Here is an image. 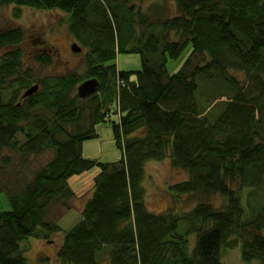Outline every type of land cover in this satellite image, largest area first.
Instances as JSON below:
<instances>
[{
  "label": "trees",
  "instance_id": "1",
  "mask_svg": "<svg viewBox=\"0 0 264 264\" xmlns=\"http://www.w3.org/2000/svg\"><path fill=\"white\" fill-rule=\"evenodd\" d=\"M141 1L0 0L66 11L70 32L88 48L86 76L37 81L24 68L22 49L10 47L24 39L22 28L0 32V173L11 174L0 178V191L12 203L0 210V264H32L20 242L61 229L51 214L70 207L69 177L96 164L93 195L63 237V264H102L104 250L111 264H228L222 247L237 239L244 260L264 264V196L252 201L264 186V0H173L171 9L168 0L148 8ZM189 42L190 56L170 72L168 59ZM126 51L141 53L135 79L110 62ZM196 55L205 62H195ZM38 58L52 61L48 53ZM229 68L244 70L249 84ZM205 73L231 91L203 101L198 77ZM87 76L100 85L81 97L74 90ZM36 82L39 89L22 97ZM99 120L113 123L122 148L117 161L83 155V141L98 135ZM46 150L52 158L30 177L29 157ZM168 155L189 172L170 186L178 197L197 199L189 211L148 208L146 162ZM215 193L223 206L210 201Z\"/></svg>",
  "mask_w": 264,
  "mask_h": 264
},
{
  "label": "rangeland",
  "instance_id": "2",
  "mask_svg": "<svg viewBox=\"0 0 264 264\" xmlns=\"http://www.w3.org/2000/svg\"><path fill=\"white\" fill-rule=\"evenodd\" d=\"M153 2H156V0H142L141 4L144 8H148ZM172 6L174 7V1L168 0L167 8L171 9ZM66 16L67 12L59 8L43 9L16 3L0 5V32L13 27L22 28L24 39L20 43L10 45V47H20L22 49L24 68L32 72L37 81L44 76L68 75L72 72L78 74V76H86L88 71L86 59L88 48L79 43L82 46L81 50L74 49L73 43L77 39H75L68 28ZM192 51L193 43L189 42L178 57L169 58L167 62L169 71L176 72L180 70ZM41 53L50 54L52 61L49 63L41 61L38 58V55ZM193 59L195 62H205L202 55H196ZM110 62L116 63L120 69L132 70L130 77L131 79H135L137 76L136 70L142 66V57L138 51H126L119 53ZM213 74L215 73L213 72ZM228 74L239 78L242 84L246 82V72L244 70L229 68ZM210 75L205 73L201 77H198L200 95L205 102L213 100L215 95H218L221 91H231L227 85H221L220 80L219 86H217L216 81ZM78 83L74 90L75 93L78 92ZM248 84L247 81L244 85L247 86ZM99 92L101 93V91ZM22 97L24 96L22 95ZM226 97L227 95L222 96V98ZM220 109L221 107L218 106L217 111ZM112 115H114L112 118L118 119L116 114ZM96 127L98 135L86 138L83 141V155L100 161L113 162L119 160L122 156V148L118 145L111 120H99ZM18 135L20 139H25L23 132H19ZM52 156V150L31 155L27 161L28 166H24L30 177L33 176L35 171L44 166ZM100 170L101 165L96 164L69 177L70 183L75 190L73 197L68 200L70 207L67 208L65 206L63 209L60 207L59 211L54 210L51 214V218L60 224V230L52 232L47 237L29 236L20 242L21 247L24 249V254L30 263L63 264L59 257V250L63 243L64 234L81 220L83 216L82 207L86 197L93 195L90 193L92 192L94 177ZM5 176L6 178L3 182L10 178L11 174L8 172L0 173V178ZM188 177V170L174 166L172 158L169 155L162 159L148 160L143 179L148 208L155 212L168 210L176 213L191 210L196 205L197 199L189 195L178 197L170 188L173 182ZM233 187L238 188L239 184L235 183ZM246 194L247 190L243 194L245 198ZM255 194L258 195L254 196L253 203L261 202L262 196H264V186ZM210 201L218 207L226 203L224 197L218 193L213 194L210 197ZM11 208L12 203L8 193L5 190L0 191V210H9ZM195 236V234L190 236L192 245ZM237 241L238 243L234 246L228 245L222 247V259L228 264L256 263V261L250 262L242 258L240 239H237ZM100 256L102 264H111L108 261V253L105 250L100 253Z\"/></svg>",
  "mask_w": 264,
  "mask_h": 264
},
{
  "label": "water",
  "instance_id": "3",
  "mask_svg": "<svg viewBox=\"0 0 264 264\" xmlns=\"http://www.w3.org/2000/svg\"><path fill=\"white\" fill-rule=\"evenodd\" d=\"M73 47L75 50H81L82 46L79 44L78 41H75L73 43ZM100 85V79L97 76H91L83 79L79 84H78V94L81 97H88L90 96L93 92H95ZM40 87V83L36 82L33 85L29 86L24 92L23 96L26 97L36 90H38Z\"/></svg>",
  "mask_w": 264,
  "mask_h": 264
},
{
  "label": "crops",
  "instance_id": "4",
  "mask_svg": "<svg viewBox=\"0 0 264 264\" xmlns=\"http://www.w3.org/2000/svg\"><path fill=\"white\" fill-rule=\"evenodd\" d=\"M116 115H117V114H116ZM117 116H118V115H117ZM135 133H142V128L139 129V130H137ZM90 194H93V186H92V192H91ZM90 197H91V195L86 197V200H85V203H84V205H83V207H82V210H83L85 204L87 203V201L90 199Z\"/></svg>",
  "mask_w": 264,
  "mask_h": 264
}]
</instances>
